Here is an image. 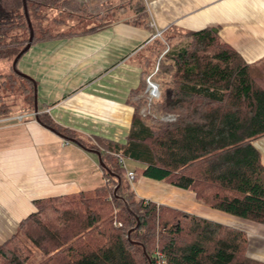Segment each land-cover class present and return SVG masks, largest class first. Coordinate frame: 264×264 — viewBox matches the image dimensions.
<instances>
[{
	"label": "trees",
	"instance_id": "16d2710c",
	"mask_svg": "<svg viewBox=\"0 0 264 264\" xmlns=\"http://www.w3.org/2000/svg\"><path fill=\"white\" fill-rule=\"evenodd\" d=\"M43 7L69 15L88 11L77 0H0V60L14 62L26 47L29 21L32 44L109 23L55 32L43 24ZM101 7L106 16L128 11L134 24L151 29L144 0H109ZM219 30L163 31L152 39L151 56L159 63L154 79L164 90L143 114L155 64L151 73L145 68L131 95L134 114L122 144L91 140L57 124L36 110L34 80L13 65V72L0 73V119L13 115L5 96L21 93L25 109L42 124L98 151L105 176L92 190L35 199V211L0 243V264H264L248 253L246 231L146 199L134 188L142 177L165 182L194 192L211 208L264 224V164L254 144L264 137V60L249 63ZM127 159L136 163L132 170Z\"/></svg>",
	"mask_w": 264,
	"mask_h": 264
},
{
	"label": "crops",
	"instance_id": "0c3cea01",
	"mask_svg": "<svg viewBox=\"0 0 264 264\" xmlns=\"http://www.w3.org/2000/svg\"><path fill=\"white\" fill-rule=\"evenodd\" d=\"M148 11L151 29L122 11L105 15L109 23L97 30L32 44L17 66L36 83L38 111L91 140L125 143L136 99L131 95L142 84L146 61L152 65L157 30L217 26L249 63L264 60V0H151ZM257 148L264 164V148ZM100 156L42 124L25 105L0 119V243L35 211V199L101 186ZM134 188L146 199L246 231L248 253L264 260V224L211 208L194 192L165 182L142 177Z\"/></svg>",
	"mask_w": 264,
	"mask_h": 264
},
{
	"label": "rangeland",
	"instance_id": "374dc122",
	"mask_svg": "<svg viewBox=\"0 0 264 264\" xmlns=\"http://www.w3.org/2000/svg\"><path fill=\"white\" fill-rule=\"evenodd\" d=\"M78 3L85 7L88 11H85L82 15L80 14H73L69 15L70 12H64V11H58L56 8H47L43 7L41 10V13H45L46 17L43 19V24L45 27L51 28L55 32L60 31H80L81 29H87L92 26L100 25L104 20H106L105 15H102V9L101 2L99 0H77ZM117 0H110L111 4L114 5ZM100 13V14H99ZM102 16L99 17V15ZM104 16V17H103ZM152 65L149 66L148 62L145 64V68L149 71V73L153 72V67L155 64V69L157 66H159L158 61L153 60L152 56ZM11 65H13V61L10 59H1L0 60V73H3V75L9 74L13 72L11 70ZM154 69V70H155ZM156 80V79H155ZM163 89L164 85L162 84ZM5 101L9 103L12 107V112H19L21 110V107L25 105L24 103V97L21 93H16L13 95H6ZM143 109H141L142 112ZM162 119L165 120H172L175 117L173 115H163L161 116ZM264 138V137H263ZM263 138H260L256 141L257 147L264 148V140ZM135 162L127 159L126 160V167L134 168ZM141 178L137 179L135 183H139ZM38 256V255H37ZM37 258V257H36Z\"/></svg>",
	"mask_w": 264,
	"mask_h": 264
},
{
	"label": "built area",
	"instance_id": "2783aa9c",
	"mask_svg": "<svg viewBox=\"0 0 264 264\" xmlns=\"http://www.w3.org/2000/svg\"><path fill=\"white\" fill-rule=\"evenodd\" d=\"M99 1L101 3H103V2H106V1H109V0H99ZM144 2L146 4L147 8H149L150 7V4H151V0H144ZM151 25L152 26H155V22L152 21L151 22ZM162 33H163V31L157 30L154 33L153 37L160 36ZM158 67L159 66H157V68L155 69V71L153 73H151L147 77V79H146V85H147V87H146L145 94H146V97L148 99V106H146L145 108H143V110H142V113L143 114H146L147 112H150V106H151L152 101L155 98L161 97L162 92L164 90L162 84L154 79V75L158 71ZM19 118L23 119L24 116L21 115V116H19ZM120 161L122 163H124V159L122 157H120ZM128 176H129V179L131 181H133L134 180V177H135V174H134L133 171H128Z\"/></svg>",
	"mask_w": 264,
	"mask_h": 264
},
{
	"label": "water",
	"instance_id": "95a60500",
	"mask_svg": "<svg viewBox=\"0 0 264 264\" xmlns=\"http://www.w3.org/2000/svg\"><path fill=\"white\" fill-rule=\"evenodd\" d=\"M29 25H30V28H31V34H30V37H29V42L28 44L26 45V47L17 55V57L15 58L14 62H13V67L15 69V71L19 74H21L22 76H25V77H28L30 79H32L30 76L26 75L25 73H23L22 71H20L17 67V64H18V61L19 59L21 58V56L31 47L32 43H33V38H34V30H33V26L31 24V22L29 21ZM33 80V79H32ZM35 104H36V110H38V102H37V97H36V100H35ZM94 151V150H92ZM98 152V151H96ZM98 154L100 155V153L98 152ZM100 160H101V164L103 165L102 163V159H101V156H100ZM130 234V232H129Z\"/></svg>",
	"mask_w": 264,
	"mask_h": 264
}]
</instances>
